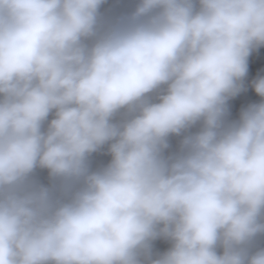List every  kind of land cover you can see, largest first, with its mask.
Returning a JSON list of instances; mask_svg holds the SVG:
<instances>
[{
	"label": "clouds",
	"instance_id": "clouds-1",
	"mask_svg": "<svg viewBox=\"0 0 264 264\" xmlns=\"http://www.w3.org/2000/svg\"><path fill=\"white\" fill-rule=\"evenodd\" d=\"M262 47L264 0H0V264H264Z\"/></svg>",
	"mask_w": 264,
	"mask_h": 264
},
{
	"label": "crops",
	"instance_id": "crops-1",
	"mask_svg": "<svg viewBox=\"0 0 264 264\" xmlns=\"http://www.w3.org/2000/svg\"><path fill=\"white\" fill-rule=\"evenodd\" d=\"M113 0H109V3H112ZM132 0H121L122 4H129ZM264 75V47L260 48L257 52H254L249 57V72L248 76L246 78V85L248 86V90L246 92H242L240 95H238L236 98L232 99L229 102V108H230V118L236 119L238 118L239 111L242 107L247 106L249 103L257 102L260 98L257 97L252 88H251V81L257 76V75ZM173 144H175V140H173ZM108 157H102V156H96L94 157V164H99L102 162H106ZM45 174H41V177L43 178ZM257 245L264 247V236L259 237L257 240ZM170 246L169 242L165 240H157L154 242L153 247L154 251L156 252H163L167 250V248Z\"/></svg>",
	"mask_w": 264,
	"mask_h": 264
}]
</instances>
